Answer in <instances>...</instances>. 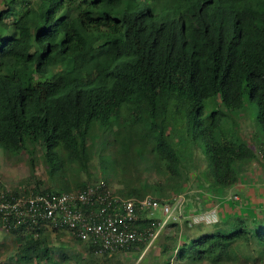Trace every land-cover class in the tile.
Masks as SVG:
<instances>
[{
	"label": "trees",
	"instance_id": "trees-1",
	"mask_svg": "<svg viewBox=\"0 0 264 264\" xmlns=\"http://www.w3.org/2000/svg\"><path fill=\"white\" fill-rule=\"evenodd\" d=\"M35 1L43 8L29 0H0L2 151L17 153L26 140L40 142L46 161H56L53 170L65 161L85 168L91 159L92 125L111 128L121 117V131L113 140L125 151L113 157L114 163L126 169L120 155H133L138 148L174 167L180 158L165 127L175 115L184 119L191 140L203 143L212 162L209 188L234 181L235 164L246 143L234 145L214 133L227 111L214 109L206 120L204 100L218 95L226 109H239L247 94L257 102L264 129V0H130V7H123V0ZM31 19L42 23L40 31H31ZM125 163L135 162L128 158ZM134 179L125 180L114 193L140 198L153 189L159 194L151 183L135 184ZM66 182L63 189L36 183L10 192L70 191L99 180L73 186ZM155 198L161 204L172 203ZM144 215L133 225L147 238L111 253L146 247L161 220ZM250 223L228 217L222 226L187 237L175 247L174 257L182 264L257 260L264 254V220ZM0 229L15 239L14 254L0 264L15 258L16 264L44 259L56 264L48 230L67 231L42 220L9 219L4 225L1 217ZM87 249L97 251L91 244Z\"/></svg>",
	"mask_w": 264,
	"mask_h": 264
},
{
	"label": "rangeland",
	"instance_id": "rangeland-1",
	"mask_svg": "<svg viewBox=\"0 0 264 264\" xmlns=\"http://www.w3.org/2000/svg\"><path fill=\"white\" fill-rule=\"evenodd\" d=\"M14 4L15 2H12L13 6ZM29 4L39 9L43 8V5L35 0H29ZM130 6V0H123V7ZM29 26L31 31L36 33L41 30L42 23L31 19ZM51 65L54 68L57 67L56 64ZM214 109L227 111L226 115L221 117L219 126L214 129V133L219 138L233 141L234 145L240 142L246 143L247 151L244 155H249L255 144L264 143V129L258 120V106L255 99H250L247 94H244L241 108L226 109L220 96H210L204 100L202 116L206 120H210L209 115ZM119 131H121V117L119 122H114L111 128L106 127L105 123L92 125L88 132L91 159L85 168L76 162L69 164L65 161L61 168L53 170L52 167L56 161L50 163L46 161L40 142L31 144L29 140H26L25 148L20 149L17 153L4 152L0 148L1 191L2 189L32 188L36 186V183H39L40 188L48 186L63 189L66 188L65 181L69 186H73L77 182L96 180L106 181L112 191H117L122 189L125 180L130 179L133 182V177H136L135 184L147 181L153 188H159V194L152 189L148 191L150 195L157 196L163 201L165 199L172 201V203H168L172 209V214L168 219L164 220L166 215L160 208L151 215L163 220V223L158 224V228L151 235L148 244L142 251L135 247L133 250L101 253L87 249L86 243L78 239L73 240L65 230H48V242L54 247L52 257L56 264H182L174 257L175 247L189 236H195L203 230L210 231L218 224L222 226L229 217L228 215L218 218L219 208L222 211L231 209L230 205L224 206V203L218 201L212 200L206 204L205 208L201 205V208L198 209V189L204 186L208 187L207 181L210 180L208 176L212 169V162L205 153L203 143L199 141L194 143L191 140L188 131L186 132L184 119L172 115L165 127L167 139L180 158L179 165H174V167L169 164L163 165L162 160L160 162L155 160L153 155L145 149L141 151L135 148L136 153L133 155H120L124 161L121 163L126 164V169L122 170L121 164L113 161L115 155L118 157L121 152L125 151L123 146H119L117 141L113 140L114 135ZM29 148H32V151ZM61 148V145L56 147L58 158L62 155ZM243 156L241 159L244 158ZM128 158L135 162L133 166V163H125ZM202 177L207 181L202 180L204 179ZM202 190L204 191V188ZM224 191L231 196L236 192V187L230 184ZM236 199L235 196H232L230 201L235 202ZM233 202L232 204H234ZM204 210H208V212H204ZM198 211L204 213H198ZM235 215L236 213H233L231 217L237 218ZM247 222L250 225L253 224L250 221ZM14 241L13 236L0 229L1 262L6 261L10 255L14 254ZM262 255L257 260L253 258L250 261L241 260L237 261V264H264V254L262 253ZM15 260L16 258L12 259L9 264H16L13 263ZM37 264H48V261L44 259ZM192 264L209 263L203 261ZM226 264H232V260Z\"/></svg>",
	"mask_w": 264,
	"mask_h": 264
},
{
	"label": "built area",
	"instance_id": "built-area-1",
	"mask_svg": "<svg viewBox=\"0 0 264 264\" xmlns=\"http://www.w3.org/2000/svg\"><path fill=\"white\" fill-rule=\"evenodd\" d=\"M258 155L264 160V149ZM158 208L166 215L164 220L171 216V206L161 204L150 194L122 197L100 181L70 191L51 189L27 195L12 194L9 189L0 191V217L4 225L9 219L15 223L46 221L53 228L66 229L101 253L146 239V232L133 224L141 213L152 217ZM161 223L163 220L158 224Z\"/></svg>",
	"mask_w": 264,
	"mask_h": 264
},
{
	"label": "crops",
	"instance_id": "crops-1",
	"mask_svg": "<svg viewBox=\"0 0 264 264\" xmlns=\"http://www.w3.org/2000/svg\"><path fill=\"white\" fill-rule=\"evenodd\" d=\"M263 149L264 143L261 142L255 144L249 155H244L247 150L241 151L240 154L244 155V158H240L235 164L234 181L231 184L236 187V192L231 196L224 191L226 187L219 189L218 187L208 189V185V187H200L197 194L198 209L201 208V205L205 208L206 204L213 200L224 203V206H231L230 211L227 209L222 211L219 208V213L217 212L219 219L228 215L231 217L233 213H236L235 216L242 217L246 221L264 220V160L260 159L258 155ZM202 180L207 181L205 178ZM232 196L237 198L235 202L230 201ZM194 209L197 210V208ZM201 212L203 211H198V213ZM204 212H208V210H204Z\"/></svg>",
	"mask_w": 264,
	"mask_h": 264
}]
</instances>
